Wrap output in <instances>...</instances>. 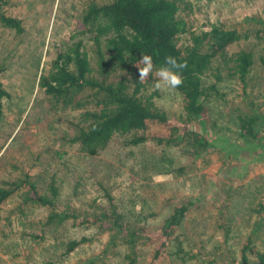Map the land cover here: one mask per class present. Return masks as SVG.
<instances>
[{
  "label": "rangeland",
  "instance_id": "374dc122",
  "mask_svg": "<svg viewBox=\"0 0 264 264\" xmlns=\"http://www.w3.org/2000/svg\"><path fill=\"white\" fill-rule=\"evenodd\" d=\"M0 1L1 11L20 21L18 29L0 22V82L7 92L0 108V188L29 180L40 195L50 196L51 182L57 190L54 207L25 200L34 197L28 186L1 202L0 264H122L130 243L127 234L120 237L126 232L108 228V213L119 214L128 232L129 227L151 231L183 201L190 202L189 208L166 240L167 253L162 249L154 264H242L245 243L264 251V125L252 139L238 130L251 114L249 101L255 111L264 112V39L253 30L254 19L264 17V0H185L190 8L177 11L186 26L180 48L191 33L214 24L248 34L226 48L227 59L240 50L252 54L245 84L229 71L231 61L214 58L201 77L210 94L204 97L206 118L200 121L187 119L176 89L148 85L146 93L157 91L154 103L176 124L150 126L162 144H123L129 132L95 155L68 140L80 110L53 104L38 78L55 52L73 41H82L92 75L99 77L97 50L108 54L109 35L95 42L94 34L78 33V16L91 2L107 0ZM120 75L113 72L110 78ZM180 133L181 139L165 142ZM203 134L214 140L209 151L198 144ZM52 211L74 213L83 221L69 217L58 222L55 216L49 221ZM67 238L80 243L61 256L60 243ZM135 239L130 249L140 264H147L161 238L148 240L139 232ZM244 253L247 264H257L249 251Z\"/></svg>",
  "mask_w": 264,
  "mask_h": 264
},
{
  "label": "trees",
  "instance_id": "16d2710c",
  "mask_svg": "<svg viewBox=\"0 0 264 264\" xmlns=\"http://www.w3.org/2000/svg\"><path fill=\"white\" fill-rule=\"evenodd\" d=\"M1 5L0 1V22L8 28L18 29L19 19L6 16L1 11ZM181 6L184 9L190 8V4L185 0H107L103 3L91 2L82 10L78 16L80 22L78 33L94 34L95 42L101 36L109 35L105 39L108 54L104 56L100 50H97L99 77L92 75L93 67L82 41H73L65 43L55 52L48 69L38 78L39 88L53 104H57V107L62 109L80 110L76 117L77 121L70 123L75 130L68 137L69 142L78 143L79 148L90 155L101 152L115 141L118 135L123 136L129 132L130 138L128 141L125 139L123 144L138 145L150 141L155 145L162 144L164 140L158 134L151 133L150 126L156 125L160 128V126L169 127L176 124L154 103L157 91L154 89L148 94L146 88L148 85L154 86L158 79L155 72L163 66L166 56H173L178 62L187 65L181 71L183 84L176 88L187 119L200 121L206 118V105L203 100L210 93L202 86L201 77L214 58L222 57L224 61H231L232 66L229 71L232 70V74L245 84V77L252 65V54L240 50L227 59L226 48L242 38H247L248 34L214 24L208 31L191 33L187 45H183L184 48L181 49L178 44L179 35L186 30L184 21L177 15ZM253 30L256 38L264 39V17L254 19ZM143 54L152 57L154 69L149 77L141 82L136 64ZM260 61L264 69V54L260 57ZM113 72L122 75L112 80L110 75ZM215 87V84L210 86L213 90H216ZM216 94L221 95L218 91ZM6 96L7 92L0 82V108L1 100ZM249 103L252 104L251 114L242 118L238 130L241 137L252 139L258 135L260 127L264 125V112L255 111L254 103L252 101ZM179 125L183 127L182 124ZM187 128L185 126V129ZM137 131L140 133L137 134ZM179 135L168 137L165 142L171 144L174 139H181L183 133ZM206 137V134L199 135L198 144L202 145L203 150L209 151L214 148V140L210 142ZM98 184L102 189H107L103 183L98 182ZM25 186L34 190V197L28 196L29 199L25 200L54 207L57 196L54 182L49 185L50 196H46L38 194L34 184L29 180L21 182L15 180L8 182L6 187H1L0 204L11 192ZM189 205L190 202H181V205L173 210L157 230L129 227L128 232L119 224L120 215L115 211L108 213L111 221L108 228L117 227L120 229L117 234H121L122 230L126 232L120 237L125 239L124 234H127L126 243L129 240L130 247L135 243L136 234L139 232H143L148 240L152 237H160V243L156 244L151 256H147L148 260H146L147 264H154L162 249L164 254L167 253L166 240L171 238V230L183 219ZM52 212L49 221L53 220L52 216H55L58 222L69 217L79 222L83 221L74 213ZM121 224L123 225L122 221ZM79 243L80 241L72 238L62 241L61 256L74 250ZM130 247L120 262L140 264L139 256L134 254ZM245 250L256 258L257 264H264V251L254 249L249 243H245L243 247L242 264H247ZM130 251L132 253H128Z\"/></svg>",
  "mask_w": 264,
  "mask_h": 264
},
{
  "label": "clouds",
  "instance_id": "9594fccd",
  "mask_svg": "<svg viewBox=\"0 0 264 264\" xmlns=\"http://www.w3.org/2000/svg\"><path fill=\"white\" fill-rule=\"evenodd\" d=\"M140 65H143L141 67ZM186 63L178 62L173 56H166L163 66L156 70L155 75L158 77L154 84L157 90L176 89L183 84L181 71L186 67ZM136 67L139 71V81L143 82L153 72L154 64L150 55L143 54L137 62Z\"/></svg>",
  "mask_w": 264,
  "mask_h": 264
}]
</instances>
